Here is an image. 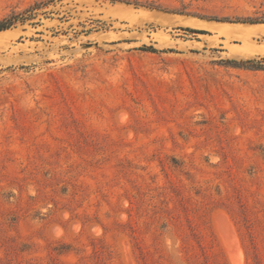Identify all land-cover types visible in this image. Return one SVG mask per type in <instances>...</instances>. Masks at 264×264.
<instances>
[{
    "label": "rangeland",
    "instance_id": "374dc122",
    "mask_svg": "<svg viewBox=\"0 0 264 264\" xmlns=\"http://www.w3.org/2000/svg\"><path fill=\"white\" fill-rule=\"evenodd\" d=\"M13 15L0 264H264V70L225 63L264 65V0H0Z\"/></svg>",
    "mask_w": 264,
    "mask_h": 264
},
{
    "label": "trees",
    "instance_id": "16d2710c",
    "mask_svg": "<svg viewBox=\"0 0 264 264\" xmlns=\"http://www.w3.org/2000/svg\"><path fill=\"white\" fill-rule=\"evenodd\" d=\"M31 17V16H28ZM20 15H13L8 19H5L0 22V32L6 31L13 27L17 21H19ZM28 19V18H26ZM217 21H223V22H238V23H244L250 20H244V19H236L235 21H231L228 18H213ZM24 21V20H22ZM190 32L198 33V34H207L205 31H199V30H188ZM147 51L157 53L158 50H155L154 48H145ZM227 65L231 66L232 68H237V69H246V70H264V65H262L260 62H257L255 60H227L225 62Z\"/></svg>",
    "mask_w": 264,
    "mask_h": 264
}]
</instances>
